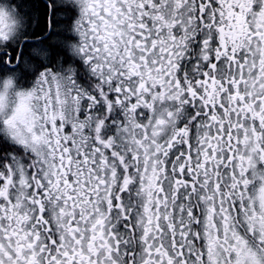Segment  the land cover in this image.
Here are the masks:
<instances>
[{"label": "snow or ice", "instance_id": "obj_1", "mask_svg": "<svg viewBox=\"0 0 264 264\" xmlns=\"http://www.w3.org/2000/svg\"><path fill=\"white\" fill-rule=\"evenodd\" d=\"M0 264H264V0H0Z\"/></svg>", "mask_w": 264, "mask_h": 264}]
</instances>
